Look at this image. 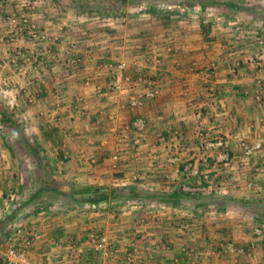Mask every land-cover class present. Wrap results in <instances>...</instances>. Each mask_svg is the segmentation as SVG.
<instances>
[{"label": "crops", "instance_id": "0c3cea01", "mask_svg": "<svg viewBox=\"0 0 264 264\" xmlns=\"http://www.w3.org/2000/svg\"><path fill=\"white\" fill-rule=\"evenodd\" d=\"M13 2L0 0L2 12L27 11ZM70 2H33L48 35L41 66L24 75L14 49L0 50V238L34 228L32 264H264V28L249 27L264 23V0L122 1L121 14L95 17ZM119 62L152 79L157 98L132 108L105 94L108 71L97 64ZM207 140L228 141L234 163ZM256 143L263 149L244 159L242 147ZM193 159L199 174L187 170ZM103 194L99 210L81 202ZM90 232L114 240L110 258Z\"/></svg>", "mask_w": 264, "mask_h": 264}, {"label": "built area", "instance_id": "2783aa9c", "mask_svg": "<svg viewBox=\"0 0 264 264\" xmlns=\"http://www.w3.org/2000/svg\"><path fill=\"white\" fill-rule=\"evenodd\" d=\"M22 6L27 9L22 15H10L7 20L10 26V35H8V42L11 44H17L20 38V33H25V37L34 41L42 42L47 40V35L45 32L41 31L37 24L33 21L31 17V11L34 9V4L32 2H26ZM23 36V38H24ZM72 49L77 48V44L74 42L71 44ZM47 52L45 49H30L25 55L20 50L14 51V56H20L19 59L22 60V64L19 66V70L26 75L28 68H37L41 66L46 61ZM15 63V59H13ZM84 61L82 57H76L72 61L74 65H79ZM100 69L107 70L111 75V81L109 85V93L116 96L118 99L123 96H127L128 106L135 108L141 106L145 100H154L159 95L160 91L156 86L155 82L148 77H140L139 79H134V77L129 73V66L127 62H119L114 65L108 63H98ZM86 85H91V81L87 80ZM144 89L140 92L141 88ZM142 86V87H140ZM141 93V95H140ZM32 101V98H30ZM145 122L142 119H136L132 124L133 129L138 132H143L145 130ZM205 145L208 148L221 147L224 154H222L220 161L229 163L231 161L229 143L228 141L211 142L205 141ZM244 154L246 156L252 157L257 152L263 149L262 143H256L253 146L244 145ZM120 156L118 154L113 156V161L118 162ZM191 164L188 165L187 170L192 173L199 174L198 170L191 169ZM203 179L206 183L212 181L209 173H203ZM92 208L99 210L101 204H93ZM259 232V229H258ZM88 241L93 246L95 252L102 254L105 258H110L114 253L115 242L104 233L90 232L88 233ZM36 242V231L32 227H16L7 231L5 235L0 238V264H32L31 254ZM225 252L236 254L242 253L243 249L236 248L233 245H228L223 248ZM137 251V245L133 244L131 251H126V258L131 262L134 257V253Z\"/></svg>", "mask_w": 264, "mask_h": 264}, {"label": "rangeland", "instance_id": "374dc122", "mask_svg": "<svg viewBox=\"0 0 264 264\" xmlns=\"http://www.w3.org/2000/svg\"><path fill=\"white\" fill-rule=\"evenodd\" d=\"M16 2H13V4H14V6H16L17 7V5H20V4H22V3H26V2H32V4H33V2L34 1H36V0H15ZM58 1H61V2H63L64 3V5H68L69 3H71L70 1L71 0H58ZM122 1H131V2H133V0H73V2H75V3H79V6L81 5L80 3H83L84 5V7H87V8H85L84 9V12H78V15H83V13H84V15H89V16H91V17H95V16H97L98 15V13H100V14H102V13H106L107 12V10L108 11H111V12H113V13H118V14H121V12H120V10H121V3H122ZM136 2H137V0H135ZM146 1H148V0H146ZM12 2V1H11ZM10 2V3H11ZM130 2V3H131ZM134 3V2H133ZM1 5V4H0ZM2 5H4V3L2 4ZM34 5H35V3H34ZM35 7V6H34ZM9 8H11V6L9 7ZM18 8V7H17ZM81 8V7H80ZM123 9V8H122ZM2 11H5V8L4 7H0V50L2 49V47H4L5 49H11V48H13L14 49V51L17 49V50H23V46H22V42H25V41H28L29 43H30V45L31 46H33L34 48L33 49H40L41 48V46L43 45V43L44 42H46L47 40H45V41H42V42H34V41H32V40H30V39H28V38H23V36L25 35V33L23 34V32H21L20 33V38H19V40L17 41V44L15 45V44H11L10 42H8V35H10V26H9V24H8V20H7V18L10 16V15H13V14H15V15H17V16H19V15H22L23 13H25V11L22 13V11H13V12H9V13H3ZM59 13H61V14H64L65 16H67L68 15V13H67V9H65V8H62V10H60V11H58ZM108 13V12H107ZM70 14V13H69ZM111 16V15H110ZM120 16V15H119ZM90 17V18H91ZM89 18V17H88ZM91 20H93L92 18H91ZM90 22V21H89ZM36 23V22H35ZM37 24V23H36ZM38 26V25H37ZM39 27V26H38ZM249 27L251 28V29H256L257 30V27L258 28H264V23H260V24H257V23H255V24H252V25H249ZM41 31H43V32H45V30H43V29H41V28H39ZM258 31V30H257ZM2 32V33H1ZM261 32V31H260ZM45 34L47 35V33L45 32ZM263 34H264V32H263ZM48 36V35H47ZM260 42V41H259ZM262 44L264 45V41H262ZM4 45V46H3ZM80 57V56H79ZM20 58V56H14V59H19ZM83 58V57H82ZM16 61V60H15ZM17 62V64L18 65H21V63H22V60L21 59H19L18 61H16ZM128 64V66L130 67V63H127ZM112 65H114V64H112ZM108 78H109V83H108V85H107V91L105 92V94H108L109 93V85H110V81H111V75H110V73L108 72ZM90 80V79H89ZM87 81V80H86ZM91 81V85H89V86H87V87H94L95 88V91L96 92H98V94H103L102 93V91H103V87H102V85H100V84H97V83H93L94 81H92V80H90ZM141 91L140 92H142L143 90L142 89H140ZM110 94V93H109ZM207 141H211V142H215V141H212V140H207ZM247 145V144H246ZM206 146V145H205ZM248 146H250V145H248ZM242 155H243V157H244V159H247L248 161H250L249 160V158H252V157H249V156H246L245 154H244V147H242ZM208 152V151H207ZM225 152H223V150H222V152H220V154L221 155H218L219 156V158H221V156H222V154H224ZM230 153V157H231V161L229 162V164L230 163H234V161H235V158L232 156V154H231V152H229ZM257 154V153H256ZM206 159H207V161L206 162H203L204 164H205V166L208 164V162H209V160L210 159H212L211 157H209L208 158V154H207V156L205 157ZM196 159V158H195ZM195 159H193V160H189L190 162L188 163L189 165H190V163H192V161H194ZM216 159V158H215ZM201 162H202V160H201ZM191 166H192V164H191ZM206 168V167H205ZM191 169H193V170H198L199 171V169L198 168H195V167H193L192 166V168ZM191 172V171H190ZM187 173V172H186ZM199 173H200V171H199ZM204 173H209L210 174V172H209V169H205L204 170ZM204 180V179H203ZM206 183V182H205ZM208 184V183H207ZM210 184V183H209ZM258 204H260V203H258ZM261 205V204H260Z\"/></svg>", "mask_w": 264, "mask_h": 264}, {"label": "trees", "instance_id": "16d2710c", "mask_svg": "<svg viewBox=\"0 0 264 264\" xmlns=\"http://www.w3.org/2000/svg\"><path fill=\"white\" fill-rule=\"evenodd\" d=\"M124 191H118V190H114V194H113V199L116 200V199H120L124 196ZM126 197H128L129 199L137 196V194L134 192V190H131L127 195H125ZM138 197V196H137ZM124 198V197H123ZM104 201H107V197H106V194H103L101 196H98L94 199L91 200H84V201H81L82 203H86V202H93L94 204H97V203H100V202H104ZM207 202L206 199H204V203ZM211 202V201H210ZM240 204H242L244 207H249L251 208L250 206H253L251 204H248L246 202H239ZM255 207L258 208V206L254 205Z\"/></svg>", "mask_w": 264, "mask_h": 264}]
</instances>
